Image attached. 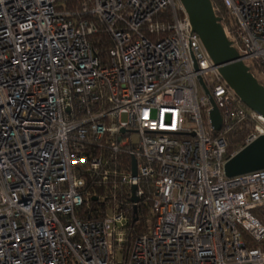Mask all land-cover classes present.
Returning a JSON list of instances; mask_svg holds the SVG:
<instances>
[{"label":"built area","instance_id":"built-area-1","mask_svg":"<svg viewBox=\"0 0 264 264\" xmlns=\"http://www.w3.org/2000/svg\"><path fill=\"white\" fill-rule=\"evenodd\" d=\"M75 1L0 0V264H264V169L224 173L264 118L223 79L180 0ZM221 1L225 36L264 87V0ZM99 32L104 57L89 40ZM237 123L248 131L227 153ZM87 172L120 199L86 190ZM142 184L150 216L122 260ZM90 201L110 206L80 218Z\"/></svg>","mask_w":264,"mask_h":264},{"label":"water","instance_id":"water-1","mask_svg":"<svg viewBox=\"0 0 264 264\" xmlns=\"http://www.w3.org/2000/svg\"><path fill=\"white\" fill-rule=\"evenodd\" d=\"M191 24L192 32L198 35L213 64L217 67L223 79L234 90L242 103L264 118V87L249 71L241 60L238 52L226 38L221 18L213 10L210 0H180ZM205 93L208 91L199 78ZM212 108L209 118L214 130H219L222 117L219 109L209 98ZM264 169V135L257 137L251 143L238 150L224 164L227 177ZM132 175L136 174L135 159H132ZM137 186L131 187V201L136 203ZM95 199V198H94ZM136 207H134L135 211Z\"/></svg>","mask_w":264,"mask_h":264},{"label":"trees","instance_id":"trees-1","mask_svg":"<svg viewBox=\"0 0 264 264\" xmlns=\"http://www.w3.org/2000/svg\"><path fill=\"white\" fill-rule=\"evenodd\" d=\"M79 1L76 0L74 3L79 5ZM89 1V0H86ZM212 5L217 8L216 15L221 18V23L228 22L227 12L222 4L221 0H210ZM72 3H68V6H71ZM77 9H80L77 7ZM89 40L92 42L93 47L95 48V54L98 56H103L105 54L106 48L108 47V39L104 33H95L89 37ZM248 129L244 123H237L227 134V153H231L234 150H237L243 142V138ZM85 179V189L93 191L97 195H105L108 199L112 197V194H115L117 200L120 199V191L118 189H112L108 185H103L100 183V178L94 176L91 173L87 172L83 176ZM144 181H142L143 183ZM145 192L144 196L138 202L135 211L130 210L128 213V221L125 227V238L119 250V257L123 260L126 258L133 240L143 234L146 231L145 221L150 216V194L151 190L145 188L142 184ZM110 206L106 203H100L96 201H90L88 205H84L78 212V216L82 219L90 217L93 219L101 218L106 212L107 207ZM128 206V203L125 201L124 207ZM264 250V241L257 244Z\"/></svg>","mask_w":264,"mask_h":264}]
</instances>
